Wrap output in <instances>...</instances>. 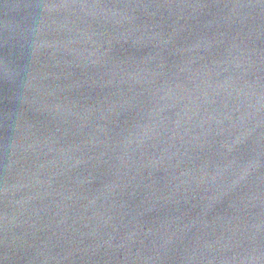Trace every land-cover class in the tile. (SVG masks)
Wrapping results in <instances>:
<instances>
[{"label": "water", "instance_id": "obj_1", "mask_svg": "<svg viewBox=\"0 0 264 264\" xmlns=\"http://www.w3.org/2000/svg\"><path fill=\"white\" fill-rule=\"evenodd\" d=\"M0 264H264V0H0Z\"/></svg>", "mask_w": 264, "mask_h": 264}]
</instances>
